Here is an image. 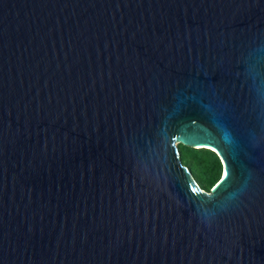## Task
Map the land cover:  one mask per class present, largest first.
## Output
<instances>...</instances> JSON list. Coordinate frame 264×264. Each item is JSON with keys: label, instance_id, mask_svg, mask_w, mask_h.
Instances as JSON below:
<instances>
[{"label": "water", "instance_id": "obj_1", "mask_svg": "<svg viewBox=\"0 0 264 264\" xmlns=\"http://www.w3.org/2000/svg\"><path fill=\"white\" fill-rule=\"evenodd\" d=\"M0 264H264V0H0Z\"/></svg>", "mask_w": 264, "mask_h": 264}, {"label": "trees", "instance_id": "obj_2", "mask_svg": "<svg viewBox=\"0 0 264 264\" xmlns=\"http://www.w3.org/2000/svg\"><path fill=\"white\" fill-rule=\"evenodd\" d=\"M182 163L190 170L198 185L208 191L221 175L222 163L218 155L208 148L178 145Z\"/></svg>", "mask_w": 264, "mask_h": 264}, {"label": "rangeland", "instance_id": "obj_3", "mask_svg": "<svg viewBox=\"0 0 264 264\" xmlns=\"http://www.w3.org/2000/svg\"><path fill=\"white\" fill-rule=\"evenodd\" d=\"M179 145V144H178ZM178 145H177V147H178ZM221 172H222V166H221Z\"/></svg>", "mask_w": 264, "mask_h": 264}]
</instances>
